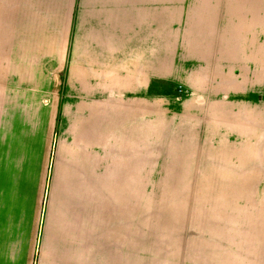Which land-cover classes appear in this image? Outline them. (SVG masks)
Returning a JSON list of instances; mask_svg holds the SVG:
<instances>
[{"label":"rangeland","instance_id":"rangeland-1","mask_svg":"<svg viewBox=\"0 0 264 264\" xmlns=\"http://www.w3.org/2000/svg\"><path fill=\"white\" fill-rule=\"evenodd\" d=\"M27 2L0 0V200H110L118 216L134 206L160 264H191L192 253H204L207 216L248 215L264 205V166L235 159L227 144L238 142L248 120L264 119V0H166L175 25L166 26L159 65L153 47L131 57L125 48L114 57L102 49L98 62L93 46L79 47L80 7L93 1L70 3L56 47H13V17L28 13ZM34 3L44 14L39 22H49L40 11L45 1ZM44 33L49 41V24L35 28ZM233 34L246 46L223 59L219 44ZM209 57L215 62L205 63ZM260 132L246 136L264 138ZM69 162L80 174L66 181ZM65 183L82 191H63Z\"/></svg>","mask_w":264,"mask_h":264},{"label":"crops","instance_id":"crops-1","mask_svg":"<svg viewBox=\"0 0 264 264\" xmlns=\"http://www.w3.org/2000/svg\"><path fill=\"white\" fill-rule=\"evenodd\" d=\"M43 1H45V10L40 9V11L46 12L45 17L49 18V22H39L44 14L37 16L39 10L34 9L37 8L34 0H28L26 4L28 13L15 12L11 43L13 47H17V44L22 46L23 42L24 46L29 47L41 48L47 46L49 42V47H56L57 42L63 41L60 33L64 32L65 28L67 30L64 24L70 22V3L73 0ZM83 1H93V3L89 8L84 7L85 3L80 7L78 25L81 35L78 41L82 43L79 47L93 46L95 60L97 59L95 62L100 61L98 56H101L102 49L109 48L114 57L119 48H125L126 55L131 57L135 48L139 49V54H142L144 49L150 47H153L154 60L157 64L159 65L160 61L164 62L166 26L175 25L167 19V16L172 14L166 13V0ZM49 7L52 8V12L49 11ZM217 15L220 18L223 13ZM86 16L93 17L89 19L90 17L86 18ZM23 18L29 26V33L25 35L22 34ZM90 23L94 24L90 31L93 32V36L90 35L89 28L85 29ZM45 24L50 25L49 41L45 40L47 34H35V28ZM3 31L6 32V27ZM242 37L245 38L233 34L230 37L233 38L232 40L224 39L222 44H219L218 55L222 54L225 59V55L230 54L231 50L245 48L246 42L243 46L240 45L241 42L244 43V40H240ZM5 38L6 36L3 40L6 43ZM226 38L229 39V36ZM91 41L93 45L90 44ZM211 46V49L217 47ZM3 47H6L5 44ZM60 47L63 48V43ZM15 54L16 50L13 52V55ZM29 56L32 58L31 62H37L36 53L31 52ZM212 62H215L212 57L205 61L207 64ZM216 62H220L219 58ZM1 69L2 67L0 71ZM244 73H247L245 78L250 77V72ZM240 98L239 93L238 99ZM246 121V118L240 120L243 125ZM248 121L246 125L249 124L250 127L243 130L238 142L231 145L232 141L228 140L229 153H234V158L237 160H254L264 166V138L256 135L246 136L249 133L260 134V130L264 128V119L254 117ZM241 131L242 129L239 130ZM94 135L97 136V130L94 131ZM68 143L72 147L73 144ZM79 149L84 153L87 151L85 142ZM63 150L64 157L70 158L65 146ZM98 150H102V145ZM124 150L128 152L129 147L126 146ZM72 165L69 162L68 168L63 167L66 181L68 175L80 174L79 168L77 171L70 169ZM48 170L51 171V168ZM255 175L260 174L255 173ZM66 185L67 183L63 184V191H82L80 184L71 185L67 189ZM76 197L50 199L47 202L23 199L10 202L0 200V264H160L158 253L155 252L156 257L151 255L154 249L158 250V248L147 239L149 229L142 221L134 220V206L129 208L125 206L124 214L118 216L110 200ZM262 205L252 207L255 208L253 214L207 216L205 251L200 254L192 253L191 264L194 259H201V264H204L203 257L205 264H264V205ZM141 212L142 210H139L138 213ZM151 257L155 260H151ZM162 263L164 264V261Z\"/></svg>","mask_w":264,"mask_h":264}]
</instances>
